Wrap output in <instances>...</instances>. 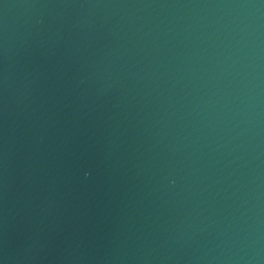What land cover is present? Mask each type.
<instances>
[{
    "label": "water",
    "instance_id": "1",
    "mask_svg": "<svg viewBox=\"0 0 264 264\" xmlns=\"http://www.w3.org/2000/svg\"><path fill=\"white\" fill-rule=\"evenodd\" d=\"M0 264H264V0H0Z\"/></svg>",
    "mask_w": 264,
    "mask_h": 264
}]
</instances>
